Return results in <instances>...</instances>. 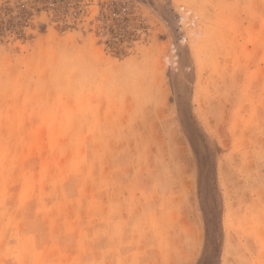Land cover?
I'll list each match as a JSON object with an SVG mask.
<instances>
[{
  "label": "rangeland",
  "instance_id": "rangeland-1",
  "mask_svg": "<svg viewBox=\"0 0 264 264\" xmlns=\"http://www.w3.org/2000/svg\"><path fill=\"white\" fill-rule=\"evenodd\" d=\"M10 21L0 264H264V0H0Z\"/></svg>",
  "mask_w": 264,
  "mask_h": 264
},
{
  "label": "trees",
  "instance_id": "trees-1",
  "mask_svg": "<svg viewBox=\"0 0 264 264\" xmlns=\"http://www.w3.org/2000/svg\"><path fill=\"white\" fill-rule=\"evenodd\" d=\"M21 29H23V26L21 25ZM12 32V31H16V27L14 26V24L10 21V22H1L0 23V37H4L6 32ZM23 30H21L20 32L22 33ZM216 181V179H215Z\"/></svg>",
  "mask_w": 264,
  "mask_h": 264
}]
</instances>
